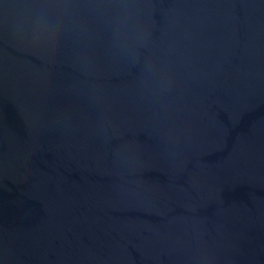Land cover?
<instances>
[{
    "label": "water",
    "instance_id": "95a60500",
    "mask_svg": "<svg viewBox=\"0 0 264 264\" xmlns=\"http://www.w3.org/2000/svg\"><path fill=\"white\" fill-rule=\"evenodd\" d=\"M0 264H264V0H0Z\"/></svg>",
    "mask_w": 264,
    "mask_h": 264
}]
</instances>
